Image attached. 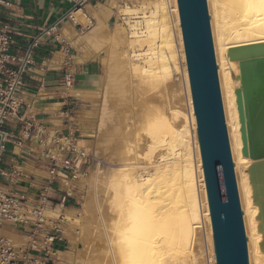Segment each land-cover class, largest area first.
I'll list each match as a JSON object with an SVG mask.
<instances>
[{"label": "bare ground", "instance_id": "obj_1", "mask_svg": "<svg viewBox=\"0 0 264 264\" xmlns=\"http://www.w3.org/2000/svg\"><path fill=\"white\" fill-rule=\"evenodd\" d=\"M125 1L107 0L103 14L88 6L82 16L90 23L95 16L97 26L86 37L60 27L69 44L85 45L80 59L101 64L96 85L73 94L83 103L100 95L109 105L114 137L100 152L118 167L90 166L86 181L97 205L89 190L78 210L69 208V250L61 256L70 264H205L203 240L214 252L212 227L177 0ZM206 4L248 264H264V0ZM81 7L65 18L78 20ZM113 11L112 28L103 15ZM79 144L94 151L92 140ZM257 162L262 170L252 181L248 170Z\"/></svg>", "mask_w": 264, "mask_h": 264}, {"label": "built area", "instance_id": "obj_2", "mask_svg": "<svg viewBox=\"0 0 264 264\" xmlns=\"http://www.w3.org/2000/svg\"><path fill=\"white\" fill-rule=\"evenodd\" d=\"M36 43L33 40L22 57L15 58L9 53L12 38L0 29V264H68L61 256L68 246L63 229L66 218L58 210L70 204L75 182L88 174L95 159L79 144L81 136L72 125V108L65 112V128L52 133L26 121L21 114V88ZM61 85L72 88L71 72H64ZM65 99L74 98L68 95ZM30 141L37 142L38 152L33 147L22 152ZM5 153L16 159L5 162ZM33 153L44 166L45 182L41 185L23 169V162L34 158ZM49 212L56 215L49 216ZM11 237H17L18 242ZM203 255L205 264H216L206 240Z\"/></svg>", "mask_w": 264, "mask_h": 264}, {"label": "water", "instance_id": "obj_3", "mask_svg": "<svg viewBox=\"0 0 264 264\" xmlns=\"http://www.w3.org/2000/svg\"><path fill=\"white\" fill-rule=\"evenodd\" d=\"M216 264H248L206 0H177ZM261 162L249 167L250 180ZM264 249V246L262 247Z\"/></svg>", "mask_w": 264, "mask_h": 264}, {"label": "crops", "instance_id": "obj_4", "mask_svg": "<svg viewBox=\"0 0 264 264\" xmlns=\"http://www.w3.org/2000/svg\"><path fill=\"white\" fill-rule=\"evenodd\" d=\"M99 1L101 0H0V29L6 30L13 40L9 53L15 58H21L33 40H37L32 52V64L24 76L21 88L20 112L26 121L42 127L45 131L58 127V119H53L51 114L57 116L53 110L57 114L60 113L57 106L66 105L62 99H65L68 93L74 95L73 91L76 89H91L98 80V59H80L85 45L74 47L69 44L63 39L60 27L62 24L70 25L79 35L86 37V32H81L77 23L81 21L82 14H88V6L95 9L96 13L103 14L107 0L103 4ZM80 6L82 7L78 11V20L65 18ZM90 17L93 25L97 26L95 16ZM107 23H111V17ZM71 47L75 48L76 53L71 52ZM65 71L71 72L73 76L74 85L71 89H65L61 85ZM41 105L45 106V110L38 109ZM61 115L60 113L59 116ZM32 147L35 152L39 151L37 142L30 141L24 144L22 152H27ZM15 151L18 152L17 149ZM8 154L4 155L5 162L16 159L12 154ZM37 156L33 153L34 158L25 160L23 169L27 175L35 178L37 185H41L45 182V170L44 166L40 165L42 163L35 160ZM13 240L18 242L19 239L13 237Z\"/></svg>", "mask_w": 264, "mask_h": 264}, {"label": "rangeland", "instance_id": "obj_5", "mask_svg": "<svg viewBox=\"0 0 264 264\" xmlns=\"http://www.w3.org/2000/svg\"><path fill=\"white\" fill-rule=\"evenodd\" d=\"M130 1V0H129ZM128 1V5H132V2H134L135 0H131V2ZM100 3H104L105 0H101L99 1ZM126 3L125 0H118V6H123ZM109 15V16H108ZM91 16V15H90ZM104 18H110L111 17V23L110 26L113 28V24L116 22V20L118 19V15L115 14V12H111V13H105ZM93 17V16H92ZM115 25V24H114ZM77 28L79 30H81V32H87L86 35H88V33H90L95 27L93 25V22H87L83 16H81V21H78L77 23ZM74 51V53H76V50L74 47H71V52ZM100 57H104V53L100 54ZM99 62V60H98ZM100 64V62H99ZM102 75V68H101V64H100V72L98 77H100ZM97 83V81H96ZM96 83L93 85L95 86ZM67 95L72 96L74 99H72V101H68V99H62L63 101H65L66 105H64L63 107H61V105L59 106L60 110L59 112L62 114L61 117L58 116L56 119L57 120V126L58 127H52L49 128L47 132L52 133L51 131H54L53 129H59L60 131H62V129L65 128V125L68 123V121L65 119L66 116V110L69 108H72L74 110V115H73V120H72V125L74 126V128H76L78 131H85V132H91L93 135V138H85L83 137L82 133L79 131L78 134L79 136H81V140H92V148L94 149V151L90 150L92 152V154L94 155L95 159L93 160V162L90 164V166H96L99 167L101 170L103 168V170L107 169V171H111L114 169H117V166H111L110 163L112 162L109 161V155H107V152H103L101 153V150H104L106 148L109 147V145L112 143L113 141V135L111 134L112 132V128L114 127L113 124V117H109L110 115V107L109 105L104 101V98L100 97V95H98L97 99L94 100V102H81L82 100L80 98H75L74 95H72V93H68ZM185 95H183V100L185 101ZM89 108L88 110L90 111V115L88 116V120H82V107L86 106ZM81 119V120H80ZM49 120V119H47ZM80 126V127H79ZM7 149L10 147L9 145H6ZM8 152V151H7ZM97 152H100V156H97ZM7 155H9L8 153H6ZM105 158H104V157ZM108 158V159H107ZM106 159V160H105ZM108 160V161H107ZM91 171L89 170L88 174L85 176L83 175L84 180H81L79 177L77 179V182H75V188H74V193H73V199L71 200L70 204L66 207L63 208V210H58L59 212H61L64 217L66 218V216H69L70 214L68 213L69 208H74L72 210V212L78 210L81 207V202L83 201V197L88 196V191L91 190V195L94 199L93 205H97V200H98V195L96 194V190L93 189V187L91 186V184L86 181L89 176ZM90 185L91 189L89 188ZM89 188V189H88ZM95 190V191H94ZM90 192V191H89ZM93 192V193H92ZM95 193V194H94ZM95 195V196H93ZM97 195V196H96ZM68 207V208H67ZM65 209V210H64ZM90 212H92L94 214V210L90 209ZM77 218H79L78 216H75ZM68 219L66 218V221ZM79 222V221H78ZM76 222L74 224L75 228H79L80 227V222L78 223ZM68 221L65 223L64 226V231L67 230L68 228ZM86 229L87 232H90L91 230L94 229V225L92 224H87L86 225ZM66 238V237H65ZM67 240V239H66ZM60 248H62V246H60ZM69 250V242H68V246L67 249ZM76 254H78L77 249H75ZM74 252V254H75ZM75 254V255H76ZM63 259L65 261H67L68 259L65 257H63ZM70 264V263H68Z\"/></svg>", "mask_w": 264, "mask_h": 264}]
</instances>
